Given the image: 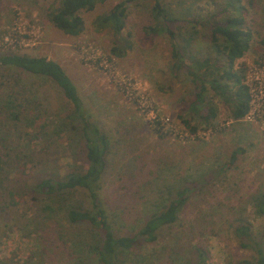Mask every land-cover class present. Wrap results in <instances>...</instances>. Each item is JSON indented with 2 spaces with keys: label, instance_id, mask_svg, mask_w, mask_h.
<instances>
[{
  "label": "rangeland",
  "instance_id": "rangeland-1",
  "mask_svg": "<svg viewBox=\"0 0 264 264\" xmlns=\"http://www.w3.org/2000/svg\"><path fill=\"white\" fill-rule=\"evenodd\" d=\"M118 1L82 11L85 30L73 36L49 19L61 0H0V54L47 56L76 83L92 120L110 137L100 200L117 235H137L169 191L176 197V191L189 189L177 220L163 226L156 241L120 249L116 264L203 259L202 264H256L254 243L242 246L250 240L236 229L249 225L264 248V217L253 204L264 194V0L254 6L243 0L253 40L236 63L245 69L252 114L233 119L218 101L219 115L208 128L191 110L197 92L191 76L186 69L172 70L169 36L149 30L155 25V0L128 4L123 35H131L133 47L122 57L111 55L117 36L113 28L99 29L97 19ZM165 2L180 19L170 23L173 29L184 20L202 21L191 45L181 43L186 62L217 57L204 22L218 18L225 0ZM187 27L193 31L191 24ZM12 89L21 93L24 111L18 121L1 112ZM72 110L51 79L0 65V264H99L94 250L102 242L99 230L86 221L71 222L67 214L72 207L90 206L87 192L79 188L51 197L36 187L42 179H63L88 168L82 124L67 117ZM180 115L201 124L199 131L187 129ZM234 151L238 156L231 162ZM51 202L49 212L45 205Z\"/></svg>",
  "mask_w": 264,
  "mask_h": 264
},
{
  "label": "trees",
  "instance_id": "trees-1",
  "mask_svg": "<svg viewBox=\"0 0 264 264\" xmlns=\"http://www.w3.org/2000/svg\"><path fill=\"white\" fill-rule=\"evenodd\" d=\"M107 0H61L58 7L49 12L52 24L66 34L77 36L85 30V19L82 11H90L97 5ZM140 0H119L111 10L97 19L99 29L113 28L117 36L116 44L111 48V55L122 57L127 50L133 47L131 35H123L126 27L128 4ZM166 0H155L152 8V16L155 25L149 30L153 34L168 35L172 45V70L179 74L186 69L192 82L197 88L196 97L191 105V110L199 116L202 127L212 126L218 117L217 102L224 104L236 120L244 119L251 109L252 95L250 86L246 83L245 69L236 66L237 60L244 57L251 49L253 34L246 28L248 9L243 0H225V7L217 14L214 21L210 19L207 25L211 31L210 42L217 57L191 58L190 64L183 52L182 42L188 46L197 37L199 31L197 24H202L199 19L184 20L177 29H173L170 23L179 21V17L171 10ZM251 6L256 0L249 1ZM187 24H191L193 31H189ZM187 27V30H185ZM0 65L8 69L20 70L35 76L51 79L62 91L65 98L73 104V110L67 117L71 121L81 122V135L86 145V157L88 168L86 171H73L63 179L45 178L37 183V189L47 195H57L66 190L79 188L87 192L90 206L88 208L72 207L68 210V218L71 222H89L93 228L98 229L101 235V244L94 247L99 264H116L120 249L129 250L137 242H154L158 239V231L165 225L174 223L178 218V212L187 199L188 188L176 191L173 197L169 191L167 197L157 203V209L151 213L139 233L135 236L117 235L113 229V223L108 209L100 200L103 174L107 166V156L110 154L111 141L106 131L98 122L92 120L91 113L85 108L79 89L73 79L68 75L64 67L56 60L47 56L21 54L17 52L0 54ZM21 95V93H20ZM19 91L12 89L2 102L1 112L9 119L20 120L22 117V104L19 102ZM217 100V101H216ZM182 118L185 127L193 133H197L200 125L192 124L190 120ZM31 124L37 117L30 119ZM30 124V125H31ZM33 126V125H32ZM39 133H34L35 138ZM238 152L234 151L232 161L237 159ZM0 188H3L0 179ZM173 197V198H171ZM54 202L47 203L45 209L52 212ZM258 215L264 217V194L253 200ZM249 225H241L236 229L239 236L246 237L250 243L242 241L244 247L253 244L257 251L256 264H264V248L254 241ZM264 239V232H263ZM202 257V254H200ZM201 259V258H200ZM204 260V259H203ZM200 260L198 264H202ZM242 264H251L244 260Z\"/></svg>",
  "mask_w": 264,
  "mask_h": 264
},
{
  "label": "built area",
  "instance_id": "built-area-1",
  "mask_svg": "<svg viewBox=\"0 0 264 264\" xmlns=\"http://www.w3.org/2000/svg\"><path fill=\"white\" fill-rule=\"evenodd\" d=\"M252 110H253V101H251V109L249 111V114L247 115L248 118H250V116L252 114Z\"/></svg>",
  "mask_w": 264,
  "mask_h": 264
}]
</instances>
